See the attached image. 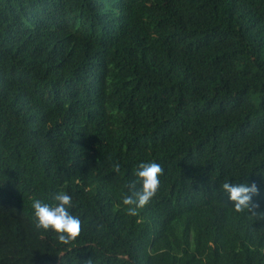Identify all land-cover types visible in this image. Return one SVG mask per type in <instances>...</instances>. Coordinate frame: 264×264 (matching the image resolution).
<instances>
[{"label":"trees","instance_id":"trees-1","mask_svg":"<svg viewBox=\"0 0 264 264\" xmlns=\"http://www.w3.org/2000/svg\"><path fill=\"white\" fill-rule=\"evenodd\" d=\"M0 264H264V0H0Z\"/></svg>","mask_w":264,"mask_h":264},{"label":"clouds","instance_id":"clouds-1","mask_svg":"<svg viewBox=\"0 0 264 264\" xmlns=\"http://www.w3.org/2000/svg\"><path fill=\"white\" fill-rule=\"evenodd\" d=\"M118 168V165H117ZM161 169L155 162L138 165L135 175L141 183V190L126 195L122 198V204L128 206L129 214L134 215L137 208L143 207L152 197L158 186V175ZM229 199L239 210L248 207L252 196L257 192L255 183L251 184H229L227 181L222 185ZM71 196L64 191H57L54 196L55 203L49 205L38 199H33L31 207L35 226L44 230H52L58 234V238L67 243L78 234L80 221L77 217L68 213Z\"/></svg>","mask_w":264,"mask_h":264}]
</instances>
